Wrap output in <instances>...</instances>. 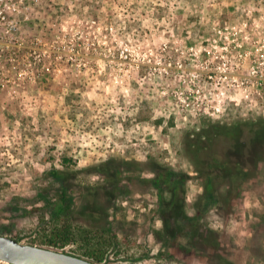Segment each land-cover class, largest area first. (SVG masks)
Here are the masks:
<instances>
[{
	"label": "rangeland",
	"instance_id": "obj_1",
	"mask_svg": "<svg viewBox=\"0 0 264 264\" xmlns=\"http://www.w3.org/2000/svg\"><path fill=\"white\" fill-rule=\"evenodd\" d=\"M7 1L16 9L0 49V233L101 264H221L219 254L264 264V160L223 200V183L204 191L191 143L209 122L242 127L240 161L251 133L263 142L264 0ZM218 136L210 150L226 153ZM109 158L130 169L98 211L85 210ZM156 164L183 175L185 212L217 232L219 249L190 242L187 219L170 246L158 238ZM64 221L81 228L75 240L40 242Z\"/></svg>",
	"mask_w": 264,
	"mask_h": 264
},
{
	"label": "trees",
	"instance_id": "obj_2",
	"mask_svg": "<svg viewBox=\"0 0 264 264\" xmlns=\"http://www.w3.org/2000/svg\"><path fill=\"white\" fill-rule=\"evenodd\" d=\"M262 128H264V124H262ZM242 132V127L240 125L209 122L206 126L191 136V143L196 146V152L202 154L200 163L204 165V169H200L196 164L195 166L200 173L204 174L202 183L204 191L213 194V192H217L218 190L217 185L223 183L224 188L221 193V198L223 200L236 197L239 194V190L244 181L249 180L251 177L258 176V163L264 160V140L263 142L260 141V145L257 146V143L254 142L255 135H252L253 133L250 134L245 143V147L250 145L247 150L249 156L248 159L250 160L240 161L237 158H233L232 151L235 149V141L238 139V136L240 137ZM217 135H219L218 137H221L218 140L224 142V146L221 148L225 147L226 153L222 150L218 152L210 150L212 147L211 144L213 145L214 143V145L217 146ZM249 141H251L252 144H250ZM245 150H242L243 154L246 153ZM65 160L69 161L70 159L65 158ZM121 161L116 162V160L109 158L101 163L99 170L106 179L105 184H97L95 186V190L93 191V201L86 203L84 206L85 210L86 208H89V211H95L98 209V205H101L98 201L100 194L103 196L106 195L105 198L110 199L122 170L130 169V167L127 166V160ZM63 163H65V161H63ZM153 168L156 169H153L155 174L151 180L158 188V213L162 219L163 226L160 231L156 232L158 238L160 239L164 237L162 239L164 245L170 246V240L183 234L186 229V227L184 225L182 226L179 221L187 219V229L190 232L191 238L190 242L195 243L196 241H199L216 250L219 249L220 242L218 240L217 232L212 228L203 226L202 223L197 221L196 217L190 218L185 212V192L182 186L185 178L183 175L175 174L170 167L162 164H156ZM50 173L60 182L61 188L64 191L62 196L65 197V190L67 187V177L65 172L62 169L55 167L50 170ZM108 185L111 188H108ZM88 191L89 187L87 189V192ZM165 191L169 192L168 197H165ZM100 208L102 209V206ZM104 209L105 206H103V215L100 219L106 221L105 219L108 217V212ZM61 210V207H59L57 211L59 212ZM97 220L99 221V219ZM95 227L102 229L101 226ZM80 230L81 228L76 231L68 221H64L61 226L52 229L49 233L41 234L40 242L52 246H64L70 241L75 240ZM87 236L88 235L86 234V237ZM83 252L97 260L102 259V256H98L94 249L83 250ZM219 260L221 264H232L221 254H219Z\"/></svg>",
	"mask_w": 264,
	"mask_h": 264
},
{
	"label": "water",
	"instance_id": "obj_3",
	"mask_svg": "<svg viewBox=\"0 0 264 264\" xmlns=\"http://www.w3.org/2000/svg\"><path fill=\"white\" fill-rule=\"evenodd\" d=\"M0 261L8 264H101L87 257L0 233Z\"/></svg>",
	"mask_w": 264,
	"mask_h": 264
},
{
	"label": "built area",
	"instance_id": "obj_4",
	"mask_svg": "<svg viewBox=\"0 0 264 264\" xmlns=\"http://www.w3.org/2000/svg\"><path fill=\"white\" fill-rule=\"evenodd\" d=\"M11 9L15 10L16 7L13 6L12 8L7 0H0V49L2 48L1 43H4V38L7 37V33L10 31L8 24L11 21L10 17H12ZM17 22L19 21L16 20ZM261 86L264 89V83H261Z\"/></svg>",
	"mask_w": 264,
	"mask_h": 264
}]
</instances>
